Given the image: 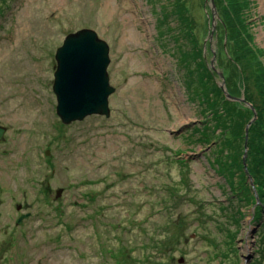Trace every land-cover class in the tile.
<instances>
[{"label": "rangeland", "instance_id": "rangeland-1", "mask_svg": "<svg viewBox=\"0 0 264 264\" xmlns=\"http://www.w3.org/2000/svg\"><path fill=\"white\" fill-rule=\"evenodd\" d=\"M235 1L246 30L231 36L215 0H183L197 46L175 0H0V264H264V211L230 202L180 53L259 102L241 62L264 65V0ZM86 28L110 46L111 116L64 125L56 53Z\"/></svg>", "mask_w": 264, "mask_h": 264}, {"label": "trees", "instance_id": "trees-1", "mask_svg": "<svg viewBox=\"0 0 264 264\" xmlns=\"http://www.w3.org/2000/svg\"><path fill=\"white\" fill-rule=\"evenodd\" d=\"M175 2L177 5L173 4L174 8L171 13L178 17L177 20L181 23L184 31L185 28L188 27L184 34H188V37H190L189 41L199 46L196 37H193V35L196 34L195 30L192 29V23L194 22L193 15H190L189 8L183 0H175ZM215 3L218 9L219 6L221 7L228 21L231 18L233 19L227 30L231 36L237 32L242 33L243 30H246V28L241 29V27H244V23L240 17L238 1L215 0ZM164 8L167 13V18H165L164 24H167L168 28L170 21L172 23V14H170L169 8V11H167V7ZM232 10L233 14L230 15V11ZM227 14L228 16H226ZM170 32H172V29H170ZM175 34L176 33H174V36H177ZM246 34L249 37H252L250 33ZM201 51L202 50L197 49L193 52L196 57L194 60L189 56H185V54H187L186 51H182L183 53L180 52L181 55H183L182 63L188 70L186 82L190 95L193 100L197 99L202 104V108H205V111H202V115L211 122L210 125L205 122V126L202 130L197 131L198 134H200L198 139L201 144L207 143L209 147L218 145L219 149L221 148L216 152L218 158L216 162L217 166L220 168L219 170L221 175H223L225 183L229 187V191H227L226 194L228 195L230 193V202H248L249 204L252 203L251 205L253 206L258 204L256 196H253L252 190L249 186V176H252L255 180V185L261 200V205H257L256 208L258 207V211H264V65L261 64L260 61L241 62L245 67L243 69L245 73H247L246 63L254 69L256 78L254 81L249 82L251 85L254 84L256 90L259 92V102H256V99L254 98L256 93L253 97L251 93H249V96L245 97L246 102L253 104L256 112H258V118L254 122V125L249 127V134L247 135V127L254 119L253 110L248 107L246 103L245 105L239 102H234L227 97L228 95L218 85V74H215L212 69L208 68V61H206L205 55H201ZM194 66H196V70L190 72L191 67ZM223 74L227 81L228 74L226 72ZM235 75L236 72L232 79H237L239 81L240 77H236ZM234 80H232L233 86L230 85L232 91L228 89V93L233 98H241V94L236 90V86L234 85ZM245 80L247 82L249 79ZM247 143L248 156L246 162L248 172L246 171V166L243 161L246 154ZM235 155H240L241 159H235ZM236 163L241 167L238 168ZM224 172L227 174H224ZM262 217H264V215L259 213L258 219H261ZM255 220H257V217ZM234 238H236V235H234ZM261 244L263 245L262 249H264V236L262 237Z\"/></svg>", "mask_w": 264, "mask_h": 264}, {"label": "water", "instance_id": "water-1", "mask_svg": "<svg viewBox=\"0 0 264 264\" xmlns=\"http://www.w3.org/2000/svg\"><path fill=\"white\" fill-rule=\"evenodd\" d=\"M57 70L55 73L54 93L57 96V114L64 125H71L75 122H82L93 115L111 116L110 98L116 92V88L111 84L109 67L111 65L110 46L94 29H82L76 33L69 34L63 45L57 49L56 53ZM223 88L229 98L236 101H244L241 98H233L226 89V79ZM250 107L255 117L247 127L256 121L257 112ZM6 128L0 126V141L4 138ZM248 143L244 161L248 156ZM50 152L47 153L49 155ZM246 171L247 163L245 164ZM251 181V179H250ZM63 191L58 192L60 197ZM259 197V194H258ZM261 205L260 197L258 198ZM19 210L22 206L18 207ZM29 214H22L17 221L21 225ZM252 257L247 258V260ZM249 264V262H248Z\"/></svg>", "mask_w": 264, "mask_h": 264}]
</instances>
